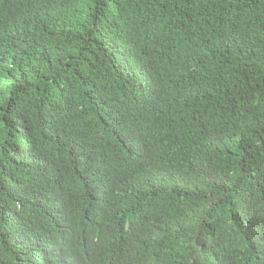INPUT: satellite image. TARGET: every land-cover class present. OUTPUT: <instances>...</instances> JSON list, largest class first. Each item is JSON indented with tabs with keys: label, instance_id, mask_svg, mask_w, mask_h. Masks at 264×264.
<instances>
[{
	"label": "trees",
	"instance_id": "obj_1",
	"mask_svg": "<svg viewBox=\"0 0 264 264\" xmlns=\"http://www.w3.org/2000/svg\"><path fill=\"white\" fill-rule=\"evenodd\" d=\"M0 264H264V0H0Z\"/></svg>",
	"mask_w": 264,
	"mask_h": 264
}]
</instances>
